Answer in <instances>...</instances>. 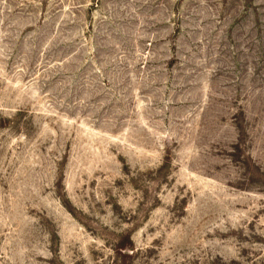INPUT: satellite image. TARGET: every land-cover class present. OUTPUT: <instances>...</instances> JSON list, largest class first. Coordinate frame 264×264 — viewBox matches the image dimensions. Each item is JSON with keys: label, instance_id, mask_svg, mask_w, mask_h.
Wrapping results in <instances>:
<instances>
[{"label": "rangeland", "instance_id": "1", "mask_svg": "<svg viewBox=\"0 0 264 264\" xmlns=\"http://www.w3.org/2000/svg\"><path fill=\"white\" fill-rule=\"evenodd\" d=\"M0 264H264V0H0Z\"/></svg>", "mask_w": 264, "mask_h": 264}]
</instances>
